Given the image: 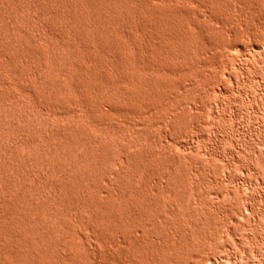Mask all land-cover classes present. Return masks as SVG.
Instances as JSON below:
<instances>
[{
	"label": "rangeland",
	"instance_id": "obj_1",
	"mask_svg": "<svg viewBox=\"0 0 264 264\" xmlns=\"http://www.w3.org/2000/svg\"><path fill=\"white\" fill-rule=\"evenodd\" d=\"M93 1H97L99 2L98 4L101 5L102 3V5H104L103 8L105 7V10L102 8L100 12H102L103 15L104 11L106 13V15H104L107 18L104 17V15L102 17V15L98 13L99 11L97 10H99V8L95 9L91 6L95 9L92 10V8L87 7L88 5L86 6L83 0H0V210L4 205V198H6V196L8 197L9 193L10 195L13 193L18 195L20 192L23 193L24 190L26 191V189L28 193L46 192L49 191L50 187V190H52L53 181L57 183L59 181L60 185L62 183L61 186H63L62 188L64 189L69 187L78 190L79 187L77 184L79 181L82 182L80 183L81 186L79 184L80 189L82 186V188L92 186L93 190H96V187L102 186V188L105 189L111 185L117 188L119 185L117 182H113L115 181L111 178L113 175H108L106 170L116 171L119 165L116 162L114 163L112 159L115 157L118 158V156L120 158L122 156L124 157L127 151L130 155L135 157V164L133 166L136 165V167H129L130 170L127 171L130 173H128V176L126 175L127 173L125 174L131 186L124 177L125 184H128L127 187L134 189L141 188V186L144 187L143 189H147L144 191H146V195L153 201L152 207L156 205L154 209H160L161 211L164 208L166 209V207L168 209L169 207L176 208L179 205V207L183 209H185V206L190 207V209H194L195 207L207 211L210 209L211 215L207 213L208 217L206 215V219L202 216V218H204L201 221L206 220V225L202 222L205 227L199 222L200 226L198 225L199 227H197V230L201 227L206 230H203V232H213L216 231L215 229L217 227L218 229L220 227L221 229H219V231L222 230L224 233L221 234L222 231L220 233L222 238L217 234V238L216 236L212 237L214 238V242L209 244L210 246L205 245L206 248H202L203 251L208 250L207 252L214 256V258L216 257L218 263L221 261L220 264H264V0H204L203 2H201L202 0H165L167 7L165 9L166 4L164 2L163 11L160 9L163 7L160 0H155V2L160 5V8L157 4H154V0H126L130 8L123 3V6L127 8H122V5H120L122 10L117 0ZM57 2L60 3L58 4ZM66 3L72 5L70 7L74 9L71 8L72 10H70V7L68 9ZM129 4L134 5L131 7ZM173 5L177 9L173 7ZM65 6L67 9L63 8ZM42 9L45 11H41ZM152 9L159 10L154 12ZM69 12H71L69 14L70 16L68 15ZM74 13L81 15L78 17ZM47 14L49 16H47ZM108 16H110V18H108ZM164 17H167V23ZM141 18L146 20L144 21ZM78 19H80V21ZM93 22H98L99 28H106L104 30L107 32L101 31V28L99 29L93 26L96 25L93 24ZM101 22L104 23V27H102L103 24ZM91 23L93 24L92 26L90 25ZM63 25H65V27ZM66 28L67 31L65 30ZM50 33L53 34L51 35ZM76 35H80V39ZM58 42H61V44H58ZM84 43L87 44L85 45ZM99 43L101 44L100 46ZM53 44H58L60 47L58 45H55V47ZM73 54H75V56ZM60 55L62 56V60ZM42 59L45 68H40L39 66L40 60ZM110 60H112V62ZM65 61L68 63L67 65ZM61 67H63V73L64 71L66 73H64L63 79L60 81L64 82L65 88L60 89L56 83L59 82L58 79L62 78L60 76L58 78L59 71L62 70ZM47 70L49 72L51 70V72L49 73ZM158 75L160 76L157 77ZM12 77H14V79ZM36 82H39V84L42 82L40 84H43L41 86L42 88ZM47 84L49 86H47ZM129 86L131 88H129ZM43 87L45 89H43ZM127 87L129 89H127ZM26 89H29L28 92H26ZM50 90H52L51 93ZM118 92H120V94ZM14 93L16 96H14ZM13 97L17 98L15 99ZM34 109L37 112H35ZM51 109L60 113L56 116L50 111ZM42 111L46 116L42 114ZM49 111L51 114H48ZM40 112H42V115ZM71 112H76L77 116H75V118L72 117ZM43 116L46 117H44L45 119H47V117L49 118V124H46ZM168 120L171 122L170 124ZM163 121L164 123H162ZM22 135L25 138H22ZM66 136H68L67 140ZM79 136L85 140L81 139V137L79 139ZM50 137L51 139H48ZM73 138L76 140L78 138L77 141L74 140L75 144L81 143V145L76 147L74 145L76 149L80 147V149L77 150L78 152L76 149L71 152L70 145L74 143H72ZM22 139L27 142L22 141ZM117 139H119V141ZM69 140L71 144L68 143L70 142ZM83 141H87V143L84 144L87 145L86 147L83 145ZM63 142L64 145L62 144ZM65 142L68 143V145L65 144ZM52 143L53 145H51ZM88 143L91 144L88 146ZM112 143L115 145L113 146ZM91 145L95 147V149L97 148L96 151L100 147L103 148V150L100 148L101 150L99 149L100 151H98L102 154L98 155L100 158L95 157L94 160H92L93 158H89L90 155L88 160L87 158L82 160L75 157L76 155L74 156L75 153H84V148L90 147L95 150ZM105 145L107 147L106 151H104ZM120 146H124L122 149H125H117ZM162 146L165 149H163ZM41 149L44 152H42ZM54 149L60 154H57L53 159L50 157L51 155L49 153L50 151L54 152ZM117 150L120 151L118 152ZM163 150L165 151V156ZM170 150L171 152L168 153ZM17 154L20 159H16ZM66 154H69V157L68 155L65 156ZM96 158L97 161L100 159L101 166L99 165V169H101L100 167L104 164L102 170L106 169L105 171L97 170L98 165L95 161ZM120 158H118V161ZM54 160L56 163H54ZM71 160H75L74 162L78 163L77 165L80 168L85 166L87 168L84 167L85 171L89 170L88 172L86 171L85 176L81 175L79 171L78 173L80 176L77 175L76 169L69 165ZM102 160L104 161L102 162ZM42 162H44V165L48 163L46 166H49V170L51 168L55 169L50 170V175L53 174L51 177L54 180L51 179L48 174H45L46 176L43 175L44 171L46 172V167H44V171L41 173L43 168V165H41ZM62 164H66L65 166L68 168H65ZM50 165H52V167ZM154 166L156 168H154ZM135 169L136 172L134 171ZM96 170L97 172H102L101 174L99 173L100 176L96 173ZM132 170L134 172H132ZM65 173L66 175H64ZM67 174H72L70 175L72 178L73 175L76 174L78 177L76 178L75 175L74 179H77L78 182L72 179L70 180L72 185L71 183L68 185L69 180L66 178ZM72 181L77 184H73ZM64 184H66L65 187ZM125 184L123 186L127 188ZM113 187L111 189H114ZM23 188L24 190H22ZM143 189L141 188V190ZM2 191L3 193H1ZM25 191L24 193L27 192ZM154 194H157L156 197ZM163 196H165V199ZM167 196H171L173 201ZM2 197L3 200L1 201ZM166 197L170 202H168ZM157 198H159V200ZM154 200L159 205L155 204ZM171 202H174V207L173 204H169ZM161 205H165V207ZM187 209L189 208H186V210ZM223 210L228 213L235 211V213L238 214L237 216L234 214V218L232 220L229 219V222H227V218L224 222L219 220V217H216L220 215L218 212H222ZM2 212L3 209L0 211V222L4 219L2 217ZM192 216L194 217L195 215L187 212V216L181 217L180 219L183 218L186 220L188 219L187 217H189V220H192L197 218L196 216L194 218ZM208 219L212 223L208 222ZM0 224V227L3 226L0 228V264H15V258L19 252L17 250L19 249V243H16L18 241L20 242V238L17 239L19 232L15 233L12 231V224L8 222L5 226L8 224L11 229L7 226L9 229L5 227L7 230H4V225H2V223ZM209 224L211 225L207 228L206 226ZM13 230H16V228ZM172 230L169 231V234L166 231V237L168 238L163 239L166 240V242L164 241L165 243H167L168 240L169 252L167 251V253H169L168 256L171 257V259L175 256V253L171 252L175 249L171 247H174V245L178 247V245L180 246L182 244L185 249L187 245L185 242H183L185 243L184 245L183 243L176 242L179 239L177 240L175 236L172 237V235H170V233L175 231ZM200 232L202 231L200 230ZM227 232L228 234L230 233V236L225 238L226 235H228ZM26 233L30 235L28 231ZM163 235L161 237H164ZM11 237L13 238L11 239ZM173 238L176 240L171 241L170 239ZM106 239L112 241L109 236ZM182 241L183 240H181V242ZM182 246H180L181 248L178 247L179 249L177 248V251L175 250L178 254L180 252L178 250L183 249ZM187 247L191 248V243H189ZM190 248H188V250ZM7 249L9 251L11 250V253H9ZM12 249L18 252L16 251L17 253H15L13 250L14 254ZM97 249V252L94 251V256L97 255L96 259L94 258L95 263L98 259V262L101 263L106 255L110 256L105 258L107 260L109 258L110 263L113 261V258L114 261L118 260V258L115 259L116 257H114L117 256V250L116 253L114 252L115 250L113 251V249L117 248H113L111 251L107 250V252L105 251L106 253H103L104 250L102 252L100 248ZM188 250L186 249V251ZM183 251L186 253L185 250ZM183 251H181L180 254L184 255L185 253L183 254ZM12 253L16 255L15 258ZM161 253L160 257L165 252L163 251V253ZM176 256L175 258L179 257ZM163 258L164 256L162 259ZM156 259H158V257ZM88 261L90 262L91 260L88 259ZM89 262H87V264H89Z\"/></svg>",
	"mask_w": 264,
	"mask_h": 264
},
{
	"label": "bare ground",
	"instance_id": "obj_2",
	"mask_svg": "<svg viewBox=\"0 0 264 264\" xmlns=\"http://www.w3.org/2000/svg\"><path fill=\"white\" fill-rule=\"evenodd\" d=\"M49 1V0H48ZM60 1V0H59ZM64 1V0H63ZM71 1V0H70ZM104 1V0H103ZM118 1V5H119V7H120V9H121V6L120 5H122V8L123 7H125V6H123L124 4L126 5V6H128L127 5V3H126V0H117ZM145 1V0H144ZM161 1V3L163 4L164 2H165V4H166V1L165 0H160ZM176 1V0H175ZM178 1V0H177ZM183 1V0H182ZM186 1V0H185ZM188 1V0H187ZM196 1V0H195ZM204 0H202L201 2H203ZM209 1V0H208ZM46 2V1H45ZM44 2V3H45ZM74 2V1H73ZM83 2L86 4V6L87 7H90V8H92L91 6H93L95 9L97 8H99V10H97V11H99L98 13H100L101 15H102V12H100V10H102V8H103V6L104 5H102V3H101V5L100 4H98L99 2H95V1H93V0H87V1H84L83 0ZM131 2V1H130ZM153 2V1H152ZM154 2H155V0H154ZM172 2V1H171ZM199 2V1H198ZM41 3V2H40ZM43 3V4H44ZM58 3V2H57ZM60 3V2H59ZM58 3V4H59ZM68 3V2H67ZM66 3V4H67ZM124 3V4H123ZM132 3V2H131ZM138 3V2H137ZM146 3V2H145ZM192 3V2H191ZM52 4H54V3H52ZM140 4V3H139ZM142 4V3H141ZM144 4V3H143ZM154 4H157L158 5V3H154ZM194 4V3H193ZM204 4H205V2H204ZM42 5V4H41ZM68 5V4H67ZM80 5V4H79ZM90 5V6H89ZM95 5V6H94ZM130 5V4H129ZM134 5V4H133ZM133 5H130L131 7H133ZM138 5V4H137ZM190 5V4H189ZM45 6V5H44ZM59 6V5H58ZM70 6H72V5H68L67 7H68V9H69V7ZM74 6V5H73ZM82 6V5H81ZM110 6V5H109ZM159 6V8H160V5H158ZM163 7L162 8H160V9H162V11H163V9H164V4L162 5ZM176 6H178V5H176ZM195 6V5H194ZM202 6V5H201ZM39 7V6H38ZM84 7V6H83ZM129 7V6H128ZM154 7V6H153ZM152 7V8H153ZM166 7H167V4H166V6H165V9H166ZM173 7H175L174 5H173ZM60 8V7H59ZM58 8V9H59ZM63 8H66V6L65 7H63ZM72 7H70V10H72V9H74V8H72ZM94 8H92V10L94 9ZM105 8V7H104ZM103 8V10H105ZM125 8H127V7H125ZM130 8V7H129ZM136 8V7H135ZM141 8V7H140ZM147 8V7H146ZM151 8V7H150ZM155 8V7H154ZM176 8V7H175ZM57 9V8H56ZM67 9V8H66ZM78 9H79V7H78ZM94 9V10H95ZM110 9V8H109ZM132 9H134V8H132ZM177 9V8H176ZM202 9V8H201ZM44 9H42L41 11H43ZM53 10V9H52ZM63 10V9H62ZM61 10V11H62ZM70 10H67V11H70ZM122 10V9H121ZM130 10V9H129ZM146 10V9H145ZM154 12L155 11H158L159 9H152ZM173 10V9H172ZM180 10V9H179ZM178 10V11H179ZM198 10V9H197ZM45 11V10H44ZM49 11V10H48ZM47 11V12H48ZM79 11V10H78ZM110 11V10H109ZM130 11H132V10H130ZM139 11V10H138ZM137 11V12H138ZM142 11V10H141ZM151 11V10H150ZM164 11H166V10H164ZM176 11V10H175ZM51 12V11H50ZM63 12V11H62ZM61 12V13H62ZM79 12H81V11H79ZM79 12H76V13H79ZM108 12V11H107ZM161 12V11H160ZM201 12V11H200ZM211 12V11H210ZM213 12V11H212ZM43 13V12H42ZM56 13H57V11H56ZM66 13V12H65ZM71 12H69L68 13V15L70 14ZM89 13V12H88ZM123 13V12H122ZM165 13V12H164ZM173 13V12H172ZM198 13V12H197ZM73 14V13H72ZM75 14V13H74ZM106 15V13L103 11V15ZM110 14V13H109ZM118 14H120V13H118ZM166 14V13H165ZM164 14V15H165ZM178 14V13H177ZM196 14V13H195ZM206 14V13H205ZM42 15V14H41ZM53 15V14H52ZM59 15H60V13H59ZM63 15V14H62ZM65 15V14H64ZM67 15V16H68ZM76 16H78L79 17V15H81V14H75ZM85 15V14H84ZM103 15H102V17H103ZM104 15V17H106ZM113 15V14H112ZM127 15V14H126ZM158 15V14H157ZM160 15V14H159ZM201 15V14H200ZM207 15V14H206ZM211 15H213V14H211ZM47 16H49L48 14H47ZM61 16V15H60ZM70 16V15H69ZM114 16V15H113ZM112 16V17H113ZM166 16V15H165ZM203 16V15H202ZM208 16V15H207ZM214 16V15H213ZM117 17V16H116ZM160 17V16H159ZM57 18V17H56ZM55 18V19H56ZM83 18V17H82ZM107 18V17H106ZM108 18H110V16H108ZM131 18V17H130ZM151 18V17H150ZM153 18V17H152ZM155 18V17H154ZM163 18V17H162ZM169 18V17H168ZM71 19V18H70ZM89 19V18H88ZM115 19H117V18H115ZM141 19H143V18H141ZM140 19V20H141ZM161 19V18H160ZM164 19H165V21H166V19H167V17L165 18L164 17ZM209 19V18H208ZM65 20H66V18H65ZM68 20H69V18H68ZM79 21H80V19H78ZM98 20V19H97ZM100 20V19H99ZM103 20H106V19H103ZM102 20V21H103ZM144 20V19H143ZM146 20V19H145ZM144 20V21H145ZM175 20V19H174ZM205 20V19H204ZM72 21V20H71ZM82 21V20H81ZM162 21H164V20H162ZM164 21V22H165ZM111 22V21H110ZM123 22V21H122ZM141 22V21H140ZM149 22H150V20H149ZM76 23V22H75ZM81 23V22H80ZM102 24H103V26L102 27H104L105 25H104V23L103 22H101ZM100 23V24H101ZM106 23H108V22H106ZM105 23V24H106ZM166 23H167V21H166ZM165 23V24H166ZM171 23V22H170ZM174 23V22H173ZM70 24V23H69ZM72 24V23H71ZM93 24H96V25H93ZM93 24L91 23L90 25L92 26H95L96 28H99V24H98V22L96 23V22H93ZM153 24V23H152ZM176 24V23H175ZM66 25V24H65ZM65 25H63L64 27H65ZM78 25V24H77ZM80 25V24H79ZM161 25V24H160ZM163 25H164V23H163ZM74 26V25H73ZM90 26V27H91ZM149 26H151V25H149ZM154 26V25H153ZM152 26V27H153ZM166 26V25H165ZM68 27V26H67ZM72 27V26H71ZM95 27H93V28H95ZM143 27V26H142ZM158 27V26H157ZM169 27V26H168ZM172 27V26H171ZM177 27V26H176ZM44 28V27H43ZM101 28V27H100ZM99 28V29H100ZM160 28V27H159ZM162 28V27H161ZM69 29V28H68ZM104 29H106V28H104ZM103 28H101V31H105V32H107L106 30H104ZM154 29V28H153ZM178 29V28H177ZM197 29V28H196ZM205 29V28H204ZM44 30H46V29H44ZM62 30V29H61ZM66 31H67V28L65 29ZM72 30V29H71ZM78 30V29H77ZM93 30V29H92ZM96 30V29H95ZM147 30V29H146ZM169 30H170V28H169ZM70 31V30H69ZM68 31V32H69ZM94 31V30H93ZM98 31H100V30H98ZM97 31V32H98ZM109 31V30H108ZM137 31V30H136ZM157 31V30H156ZM160 31V30H159ZM163 31V30H162ZM110 32V31H109ZM145 32V31H144ZM151 32V31H150ZM153 32V31H152ZM40 33V32H39ZM102 33V32H101ZM51 34V33H50ZM53 34V33H52ZM51 34V35H52ZM66 34V33H65ZM82 34V33H81ZM150 34V33H149ZM156 34V33H155ZM154 34V35H155ZM159 34V33H158ZM176 34V33H175ZM180 34V33H179ZM67 35V34H66ZM96 35V34H95ZM76 36H78V35H76ZM80 36V35H79ZM78 36V37H79ZM97 36V35H96ZM125 36H127V35H125ZM142 36H144V35H142ZM170 36V35H169ZM178 36V35H177ZM43 37V36H42ZM68 37V36H67ZM88 37V36H87ZM129 37V36H128ZM128 37H127V39H128ZM34 38V37H33ZM58 38V37H57ZM93 38V37H92ZM160 38V37H159ZM177 38V37H176ZM186 38H187V36H186ZM185 38V39H186ZM35 39V38H34ZM36 39H37V37H36ZM59 39V38H58ZM79 39H80V37H79ZM132 39V38H131ZM150 39H151V37H150ZM28 40H29V38H28ZM41 40V39H40ZM61 40V39H60ZM96 40V39H95ZM125 40V39H124ZM146 40V39H145ZM163 40V39H162ZM175 40V39H174ZM56 41V40H55ZM90 41V40H89ZM140 41V40H139ZM157 41H159V40H157ZM173 41V40H172ZM180 41V40H179ZM178 41V42H179ZM28 42H30V41H28ZM33 42V41H32ZM42 42V41H41ZM57 42V41H56ZM126 42V41H125ZM175 42V41H174ZM177 42V41H176ZM13 43V42H12ZM54 43V42H53ZM79 43V42H78ZM81 43V42H80ZM153 43H154V41H153ZM160 43H162V42H160ZM37 44H38V41H37ZM58 44H61V42L59 43L58 42ZM58 44H55V45H58ZM85 44V43H84ZM87 44V43H86ZM85 44V45H86ZM145 44V43H144ZM177 44V43H176ZM222 44V43H221ZM16 45V44H15ZM29 45V44H28ZM27 45V46H28ZM54 45V44H53ZM54 45V46H55ZM62 45H65V44H62ZM101 44L99 43V46H100ZM154 45V44H153ZM164 45V44H163ZM34 46V45H33ZM38 46V45H37ZM52 46V45H51ZM59 46V45H58ZM66 46V45H65ZM64 46V47H65ZM30 47V46H29ZM56 47V46H55ZM60 47V46H59ZM70 47V46H69ZM85 47V46H84ZM153 47V46H152ZM160 47V46H159ZM169 47H171V46H169ZM220 47V46H219ZM126 48V47H125ZM145 48V47H144ZM156 48V47H155ZM229 48V47H228ZM43 49V48H42ZM55 49V48H54ZM53 49V50H54ZM128 49V48H127ZM152 49V48H151ZM173 49H174V47H173ZM50 50V49H49ZM60 50V49H59ZM169 50V49H168ZM16 51V50H15ZM42 51V50H41ZM108 51V50H107ZM110 51V50H109ZM179 51H180V49H179ZM183 51V50H182ZM195 51V50H194ZM50 52V51H49ZM58 52V51H57ZM56 52V53H57ZM66 52V51H65ZM72 52V51H71ZM79 52H80V50H79ZM99 52V51H98ZM161 52V51H160ZM167 52V51H166ZM190 52V51H189ZM188 52V53H189ZM196 52V51H195ZM20 53V52H19ZM59 53V52H58ZM72 53H74V52H72ZM82 53V52H81ZM101 53V52H100ZM108 53V52H107ZM125 53V52H124ZM149 53V52H148ZM156 53V52H155ZM181 53V52H180ZM18 54V53H17ZM63 54H64V52H63ZM115 54V53H114ZM130 54V53H129ZM173 54V53H172ZM175 54V53H174ZM41 55V54H40ZM55 55V54H54ZM57 55V54H56ZM61 55H62V53H61ZM60 55V56H61ZM74 56H75V54H73ZM96 55V54H95ZM116 55V54H115ZM115 55H114V57H115ZM170 55V54H169ZM197 55V54H196ZM19 56V55H18ZM58 56V55H57ZM57 56H55V57H57ZM59 56V57H60ZM64 56V55H63ZM88 56V55H87ZM122 56V55H121ZM174 56V55H173ZM48 57V56H47ZM46 57V58H47ZM52 57V56H51ZM54 57V58H55ZM167 57V56H166ZM179 57V56H178ZM184 57V56H183ZM27 58V57H26ZM38 58V57H37ZM98 58V57H97ZM124 58V57H123ZM169 58V57H168ZM171 58V57H170ZM87 59V58H86ZM91 59V58H90ZM90 59H89V61H90ZM94 59V58H93ZM132 59V58H131ZM152 59V58H151ZM160 59V58H159ZM21 60V59H20ZM19 60V61H20ZM24 60V59H23ZM26 60V59H25ZM29 60V59H28ZM45 60V59H44ZM47 60V59H46ZM51 60V59H50ZM58 60V59H57ZM61 60H62V56H61ZM68 60V59H67ZM81 60H83V59H81ZM115 60V59H114ZM120 60V59H119ZM162 60V59H161ZM168 60V59H167ZM199 60V59H198ZM27 61V60H26ZM26 61H25V63H26ZM58 61H60V60H58ZM64 61V60H63ZM62 61V62H63ZM70 61V60H69ZM77 61V60H76ZM84 61V60H83ZM111 62H112V60H110ZM163 61V60H162ZM21 62V61H20ZM24 62V61H23ZM22 62V63H23ZM50 62V61H49ZM61 62V63H62ZM66 62V61H65ZM78 62V61H77ZM88 62V61H87ZM116 62V61H115ZM156 62V61H155ZM177 62V61H176ZM191 62V61H190ZM194 62V61H193ZM24 63V64H25ZM44 62H43V59L42 60H40V68H45V65L43 64ZM64 63V62H63ZM118 63V62H117ZM121 63H123V62H121ZM134 63V62H133ZM146 63V62H145ZM68 63L66 62V65H67ZM71 64V63H70ZM78 64V63H77ZM91 64V63H90ZM112 64V63H111ZM110 64V65H111ZM152 64V63H151ZM150 64V65H151ZM47 65V64H46ZM65 65V64H64ZM76 65V64H75ZM74 65V66H75ZM87 65V64H86ZM85 65V66H86ZM119 65V64H118ZM124 65V64H123ZM146 65V64H145ZM38 66V67H39ZM89 66V65H88ZM154 66H156V65H154ZM171 66V65H170ZM180 66H182V65H180ZM195 66V65H194ZM28 67V66H27ZM56 67H57V65H56ZM67 67H69V66H67ZM66 67V68H67ZM158 67V66H157ZM168 67V66H167ZM174 67V66H173ZM31 68V67H30ZM37 68V67H36ZM53 68V67H52ZM63 67H61V69H62ZM119 68V67H118ZM122 68V67H121ZM150 68V67H149ZM156 68V67H155ZM180 68V67H179ZM32 69V68H31ZM38 69V68H37ZM50 69V68H49ZM48 69V70H49ZM60 69V68H59ZM65 69V68H64ZM110 69V68H109ZM112 69V68H111ZM120 69V68H119ZM39 70H41V69H39ZM47 70V71H48ZM106 70V69H105ZM148 70V69H147ZM156 70V69H155ZM160 70V69H159ZM10 71V70H9ZM33 71V70H32ZM58 71V70H57ZM76 71V70H75ZM79 71V70H78ZM85 71V70H84ZM113 71V70H112ZM154 71V70H153ZM18 72V71H17ZM49 72V71H48ZM50 72H51V70H50ZM49 72V73H50ZM122 72H123V70H122ZM122 72H121V74H122ZM147 72V71H146ZM154 72H156V71H154ZM171 72V71H170ZM176 72V71H175ZM34 73V72H33ZM36 73V72H35ZM64 73H66L65 71H64ZM64 73H63V69L61 70V71H59V74H58V72H57V74H58V78H59V76L60 77H62L61 79H58L59 80V82H57L56 84H58L57 86L58 87H60V89L61 88H65V85L63 84L64 82H60L62 79H63V75H64ZM81 73V72H80ZM86 73V72H85ZM128 73V72H127ZM149 73V72H148ZM161 73V72H160ZM166 73H168V72H166ZM56 74V73H55ZM56 74V75H57ZM70 74V73H69ZM68 74V75H69ZM82 74H84V73H82ZM119 74V73H118ZM136 74V73H135ZM146 74V73H145ZM173 74V73H172ZM181 74V73H180ZM30 75H32V74H30ZM149 75V74H148ZM51 76H52V74H51ZM50 76V77H51ZM110 76V75H109ZM123 76V75H122ZM160 75H158L157 77H159ZM172 76H174V75H172ZM33 77H34V75H33ZM46 77V76H45ZM55 77H57V76H55ZM76 77V76H75ZM93 77V76H92ZM106 77V76H105ZM112 77H114V76H112ZM129 77V76H128ZM134 77V76H133ZM163 77V76H162ZM170 77V76H169ZM13 79H14V77H12ZM31 78V77H30ZM132 78V77H131ZM153 78V77H152ZM188 78V77H187ZM17 79H18V77H17ZM36 79V78H35ZM35 79H33V80H35ZM41 79V78H40ZM39 79V80H40ZM151 79V78H150ZM174 79H175V77H174ZM32 80V81H33ZM36 80H38V79H36ZM35 80V81H36ZM57 80V81H58ZM66 80V79H65ZM74 80H75V78H74ZM90 80V79H89ZM128 80V79H127ZM127 80H126V82H127ZM181 80V79H180ZM18 81V80H17ZM45 81V80H44ZM44 81H42V82H44ZM67 81V80H66ZM73 81V80H72ZM78 81V80H77ZM140 81V80H139ZM138 81V82H139ZM3 82V81H2ZM41 82V83H42ZM52 82V81H51ZM56 82V81H55ZM82 82V81H81ZM107 82V81H106ZM136 82V81H135ZM160 82V81H159ZM4 83V82H3ZM6 83V82H5ZM36 83H38L39 84V82H36ZM40 83V84H41ZM68 83V82H67ZM77 83V82H76ZM88 83V82H87ZM125 83V82H124ZM162 83V82H161ZM179 83V82H178ZM12 84V83H11ZM39 84V85H40ZM73 84H75V83H73ZM78 84V83H77ZM92 84V83H91ZM90 84V85H91ZM102 84V83H101ZM104 84V83H103ZM119 84V83H118ZM117 84V85H118ZM163 84V83H162ZM167 84V83H166ZM17 85V84H16ZM34 85V84H33ZM43 85V84H42ZM42 85H40V87L42 86ZM46 85V84H45ZM130 85V84H129ZM168 85V84H167ZM172 85V84H171ZM18 86V85H17ZM47 86H49L48 84H47ZM64 86V87H63ZM77 86V85H76ZM88 86V85H87ZM134 86V85H133ZM143 86V85H142ZM156 86V85H155ZM54 87V86H53ZM111 87V86H110ZM120 87V86H119ZM118 87V88H119ZM170 87V86H169ZM11 88V87H10ZM24 88V87H23ZM37 88V87H36ZM42 88V87H41ZM40 88V89H41ZM47 88V87H46ZM49 88V87H48ZM129 88H131L130 86H129ZM128 87H127V89H129ZM162 88V87H161ZM12 89H13V87H12ZM43 89H45L44 87H43ZM69 89V88H68ZM73 89V88H72ZM117 89V88H116ZM122 89V88H121ZM126 89V90H127ZM139 89H140V87H139ZM142 89V88H141ZM171 89V88H170ZM181 89V88H180ZM22 90H24V89H22ZM27 90V89H26ZM29 90V89H28ZM28 90L26 91V92H28ZM48 90V89H47ZM63 90V89H62ZM90 90V89H89ZM124 90V89H123ZM145 90V89H144ZM164 90V89H163ZM12 91V90H11ZM51 91L52 90H50V93H51ZM65 91V90H64ZM69 91V90H68ZM82 91V90H81ZM119 91H120V89H119ZM179 91V90H178ZM15 92V91H14ZM67 92V91H66ZM113 92V91H112ZM122 92H124V91H122ZM121 92V93H122ZM155 92V91H154ZM159 92V91H158ZM162 92V91H161ZM176 92V91H175ZM48 93V92H47ZM64 93V92H63ZM68 93V92H67ZM79 93V92H78ZM82 93V92H81ZM114 93V92H113ZM117 93V92H116ZM119 94H120V92H118ZM127 93V92H126ZM132 93H134V92H132ZM15 94V93H14ZM85 94V93H84ZM111 94V93H110ZM12 95V94H11ZM18 95V94H17ZM67 95V94H66ZM78 95V94H77ZM80 95V94H79ZM109 95V94H108ZM141 95V94H140ZM168 95V94H167ZM170 95V94H169ZM176 95V94H175ZM174 95V96H175ZM14 96H16V94L14 95ZM111 96V95H110ZM118 96V95H117ZM127 96V95H126ZM129 96V95H128ZM145 96V95H144ZM149 96V95H148ZM161 96V95H160ZM68 97V96H67ZM70 97V96H69ZM72 97V96H71ZM130 97V96H129ZM13 98H15V97H13ZM17 98V97H16ZM15 98V99H16ZM140 98V97H139ZM142 98V97H141ZM160 98V97H159ZM14 99V100H15ZM19 99V98H18ZM117 99V98H116ZM115 99V100H116ZM122 99V98H121ZM132 99V98H131ZM155 99V98H154ZM114 100V101H115ZM118 100V99H117ZM125 100V99H124ZM148 100V99H147ZM176 100V99H175ZM3 101V100H2ZM97 101H99V100H97ZM123 101V100H122ZM145 101V100H144ZM4 102V101H3ZM105 102V101H104ZM2 103V102H1ZM10 103V102H9ZM18 103V102H17ZM67 103V102H66ZM86 103H87V101H86ZM97 103V102H96ZM99 103V102H98ZM110 103V102H109ZM114 103V102H113ZM130 103V102H129ZM150 103V102H149ZM172 103V102H171ZM1 105V104H0ZM20 105V104H19ZM81 105V104H80ZM123 105V104H122ZM138 105V104H137ZM178 105V104H177ZM56 106V105H55ZM61 106V105H60ZM67 106V105H66ZM71 106V105H70ZM86 106V105H85ZM7 107V106H6ZM5 107V108H6ZM51 107V106H50ZM49 107V108H50ZM54 107V106H53ZM98 107V106H97ZM138 107H139V105H138ZM157 107V106H156ZM160 107V106H159ZM171 107V106H170ZM173 107V106H172ZM9 108V107H8ZM72 108V107H71ZM75 108V107H74ZM79 108V107H78ZM81 108V107H80ZM87 108V107H86ZM86 108H85V110H86ZM104 108V107H103ZM111 108V107H110ZM140 108V107H139ZM138 108V109H139ZM142 108V107H141ZM179 108V107H178ZM178 108H177V110H178ZM10 109V108H9ZM32 109V108H31ZM55 109V108H54ZM54 109H51L50 111L51 112H53V114L54 115H56L57 116V114L58 113H60V112H58V111H56V110H54ZM59 109V108H58ZM88 109V108H87ZM97 109H99V108H97ZM122 109V108H121ZM130 109V108H129ZM134 109V108H133ZM136 109V108H135ZM137 109V110H138ZM189 109V108H188ZM13 110V109H12ZM33 110V109H32ZM38 110V109H37ZM45 110V109H44ZM80 110V109H79ZM89 110H92V109H89ZM108 110V109H107ZM184 110V109H183ZM34 111H35V109H34ZM41 111V110H40ZM47 111H48V108H47ZM50 111L48 112V114L50 113ZM71 111V110H70ZM73 111V110H72ZM74 111H76V110H74ZM84 111V110H83ZM99 111V110H98ZM103 111H104V109H103ZM120 111V110H119ZM155 111V110H154ZM13 112V111H12ZM35 112H37V111H35ZM43 112V111H42ZM42 112H40V114L42 113ZM96 112V111H95ZM106 112V111H105ZM140 112V111H139ZM139 112H138V114H139ZM142 112V111H141ZM145 112H146V110H145ZM180 112V111H179ZM184 112V111H183ZM1 113V112H0ZM39 113V112H38ZM85 113V112H84ZM101 113V112H100ZM126 113V112H125ZM137 113V112H136ZM143 113V112H142ZM7 114H8V112H7ZM42 114H44V112L42 113ZM41 114V115H42ZM51 114V113H50ZM78 114V113H77ZM89 114V113H88ZM102 114V113H101ZM118 114V113H117ZM130 114V113H129ZM4 115V114H3ZM25 115V114H24ZM34 115V114H33ZM45 116H46V114H44ZM60 115V114H59ZM61 115H63V114H61ZM66 115V114H65ZM70 115V114H69ZM71 115H72V117H74L75 118V116H77L76 115V112H71ZM82 115V114H81ZM126 115V114H125ZM177 115V114H176ZM8 116V115H7ZM19 116V115H18ZM38 116H39V114H38ZM45 116H43V118L45 117ZM49 116V115H48ZM135 116V115H134ZM71 117V118H72ZM85 117V116H84ZM101 117V116H100ZM129 117V116H128ZM142 117V116H141ZM144 117V116H143ZM167 117V116H166ZM176 117V116H175ZM175 117H174V119H175ZM11 118H13V117H11ZM33 118V117H32ZM41 118H42V116H41ZM46 118V117H45ZM44 118V119H45ZM61 118V117H60ZM69 118V117H68ZM76 118H78V117H76ZM116 118V117H115ZM169 118V117H168ZM167 118V119H168ZM17 119V118H16ZM88 119V118H87ZM120 119V118H119ZM3 120V119H2ZM8 120V119H7ZM43 120V119H42ZM65 120V119H64ZM77 120V119H76ZM85 120V119H84ZM118 120V119H117ZM142 120V119H141ZM173 120V119H172ZM10 121V120H9ZM32 121V120H31ZM63 121V120H62ZM86 121V120H85ZM112 121V120H111ZM122 121V120H121ZM165 121V120H164ZM164 121L162 122V123H164ZM5 122V121H4ZM45 122H46V124H49V118L47 117V119H45ZM69 122V121H68ZM81 122V121H80ZM84 122V121H83ZM82 122V123H83ZM88 122H90V121H88ZM146 122V121H145ZM168 122H169V120H168ZM168 122H166V123H168ZM70 123V122H69ZM117 123V122H116ZM134 123V122H133ZM171 122H169V124H170ZM174 123V122H173ZM60 124V123H59ZM74 124V123H73ZM86 124V123H85ZM97 124V123H96ZM122 124V123H121ZM137 124H138V122H137ZM176 124V123H175ZM10 125V124H9ZM56 125V124H55ZM89 125V124H88ZM120 125V124H119ZM168 125V124H167ZM166 125V126H167ZM17 126V125H16ZM64 126V125H63ZM121 126V125H120ZM135 126V125H134ZM178 126V125H177ZM0 127H1V125H0ZM8 127V126H7ZM13 127V126H12ZM68 127V126H67ZM66 127V128H67ZM94 127V126H93ZM128 127V126H127ZM16 128V127H15ZM56 128V127H55ZM63 128H65V127H63ZM82 128V127H81ZM85 128V127H84ZM87 128V127H86ZM130 128V127H129ZM135 128V127H134ZM8 129V128H7ZM11 129V128H10ZM13 129V128H12ZM17 129V128H16ZM53 129V128H52ZM111 129H112V127H111ZM116 129V128H115ZM126 129V128H125ZM128 129V128H127ZM168 129V128H167ZM1 130V129H0ZM14 130V129H13ZM87 130V129H86ZM93 130V129H92ZM113 130V129H112ZM117 130V129H116ZM115 130V131H116ZM123 130V129H122ZM176 130V129H175ZM174 130V131H175ZM40 131V130H39ZM47 131V130H46ZM45 131V132H46ZM88 131H89V129H88ZM91 131V130H90ZM114 131V132H115ZM125 131V130H124ZM144 131V130H143ZM146 131V130H145ZM164 131V130H163ZM17 132V131H16ZM19 132V131H18ZM24 132V131H23ZM43 132V131H42ZM51 132H53V131H51ZM70 132V131H69ZM74 132V131H73ZM82 132V131H81ZM128 132V131H127ZM12 133V132H11ZM13 133H14V131H13ZM20 133H21V131H20ZM19 133V134H20ZM49 133V132H48ZM78 133V132H77ZM100 133V132H99ZM102 133V132H101ZM118 133V132H117ZM123 133V132H122ZM16 134V133H15ZM22 134V133H21ZM41 134V133H40ZM50 134V133H49ZM48 134V135H49ZM54 134V133H53ZM59 134V133H58ZM79 134V133H78ZM90 134V133H89ZM96 134H98V133H96ZM95 134V135H96ZM124 134H125V132H124ZM123 134V135H124ZM130 134V133H129ZM161 134V133H160ZM167 134V133H166ZM66 135V134H65ZM64 135V136H65ZM76 135V134H75ZM80 135V134H79ZM99 135V134H98ZM2 136V135H1ZM23 136V135H22ZM28 136V135H27ZM55 136V135H54ZM63 136V137H64ZM70 136V135H69ZM73 136V135H72ZM104 136V135H103ZM141 136V135H140ZM169 136V135H168ZM171 136V135H170ZM46 137V136H45ZM49 137V136H48ZM52 137V136H51ZM51 137L50 138H48V139H51ZM67 138H66V140L68 139V136H66ZM71 137V136H70ZM77 137V136H76ZM80 137L81 136H79V139H80ZM112 137V136H111ZM139 137V136H138ZM160 137V136H159ZM165 137V136H164ZM22 138H25L24 136L22 137ZM28 138V137H27ZM47 138V137H46ZM53 138V137H52ZM72 138V137H71ZM114 138V137H113ZM122 138V137H121ZM126 138V137H125ZM130 138V137H129ZM135 138V137H134ZM162 138V137H161ZM173 138V137H172ZM171 138V139H172ZM1 139V138H0ZM20 139V138H19ZM32 139V138H31ZM57 139V138H56ZM81 139H83L82 137H81ZM102 139V138H101ZM128 139V138H127ZM126 139V140H127ZM160 139V138H159ZM3 140V139H2ZM61 140V139H60ZM74 140H76L75 138H73V141H72V143L74 142ZM77 140H78V138H77ZM76 140V141H77ZM83 140H85V139H83ZM90 140V139H89ZM104 140V139H103ZM113 140V139H112ZM118 141H119V139H117ZM116 140V141H117ZM169 140V139H168ZM20 141V140H19ZM22 141H24L23 139H22ZM22 141H20V142H22ZM35 141V140H34ZM33 141V142H34ZM47 141V140H46ZM52 141H54V140H52ZM70 141V140H69ZM79 141H81V140H79ZM88 141V140H87ZM87 141H83L84 143H83V145L85 144V143H87ZM94 141V140H93ZM93 141H92V143H93ZM100 141V140H99ZM115 141V142H116ZM123 141V140H122ZM128 141V140H127ZM171 141V140H170ZM7 142V141H6ZM16 142H18V141H16ZM24 142H27V141H24ZM30 142V141H29ZM67 142V141H66ZM65 142V144H67L68 145V143H70L71 144V141L70 142H68V143H66ZM88 142H90V141H88ZM112 142H114V141H112ZM32 143V142H31ZM58 143V142H57ZM100 143V142H99ZM102 143V142H101ZM119 143V142H118ZM125 143V142H124ZM129 143V142H128ZM135 143V142H134ZM14 144V143H13ZM17 144V143H16ZM21 144H23V143H21ZM36 144V143H35ZM41 144V143H40ZM60 144H61V142H60ZM63 145H64V142L62 143ZM91 143H88V146L90 145ZM95 144H97V143H95ZM94 144V145H95ZM113 144V146L115 145L114 143H112ZM123 144V143H122ZM141 144V143H140ZM139 144V145H140ZM160 144V143H159ZM11 145V144H10ZM27 145V144H26ZM29 145V144H28ZM45 145V144H44ZM50 145V144H49ZM51 145H53V143L51 144ZM74 145H75V147L76 146H78V145H81V143L80 144H75V142L73 143V144H71L70 146H71V152L72 151H75V149L76 148H74ZM83 145H82V147H83ZM103 145V144H102ZM102 145H100V146H102ZM108 145V144H107ZM118 145V144H117ZM124 145V144H123ZM172 145V144H171ZM17 146V145H16ZM43 146V145H42ZM58 146H60V145H58ZM85 147L87 146V145H84ZM92 146V145H91ZM164 146V145H163ZM162 146V147H163ZM165 146H166V144H165ZM174 146V145H173ZM172 146V147H173ZM176 146V145H175ZM51 147V146H50ZM55 147V146H54ZM82 147H81V150H82ZM93 147V146H92ZM103 147V146H102ZM122 147H124V146H122ZM122 147L120 146L119 148H117V149H122ZM128 147V146H127ZM170 147V146H169ZM42 148V147H41ZM78 148V147H77ZM94 149H95V147H93ZM101 148V147H100ZM99 148V149H100ZM106 145H105V148H104V151H106ZM134 148V147H133ZM39 149H40V147H39ZM38 149V150H39ZM80 149V147L78 148V149H76V151L77 150H79ZM97 149V148H96ZM96 149L95 150H93V149H91L90 147L89 148H84V150H85V152L84 151H82V152H84V153H75V152H73V153H75L74 154V156L75 157H78V159L80 158V159H86L87 158V160H88V157L89 158H93L92 160H94V158L95 157H98V155H102L101 153H99L98 151H100L101 149L103 150V148H101L100 150L98 149L97 151H96ZM109 149V148H108ZM125 149V148H124ZM124 149H122V150H124ZM132 149V148H131ZM163 149H165L164 147H163ZM170 149V148H169ZM3 150H4V148H3ZM42 150V149H41ZM40 150V151H41ZM45 150V149H44ZM49 150V149H48ZM56 150H58V149H56ZM110 150V149H109ZM130 150V149H129ZM116 151V150H115ZM118 151V150H117ZM120 151V150H119ZM118 151V152H119ZM126 151V150H125ZM142 151V150H141ZM164 151V150H163ZM6 152H8V151H6ZM42 152H44L43 150H42ZM46 152H47V150H46ZM78 152V151H77ZM81 152V151H80ZM124 152V151H123ZM169 152H171V150L170 151H168V153ZM10 153V152H9ZM103 153V152H102ZM106 153V152H105ZM104 153V154H105ZM117 153V152H116ZM121 153V152H120ZM128 153V154H127ZM133 153H134V151H133ZM168 153H167V155H168ZM11 154H12V152H11ZM10 154V155H11ZM40 154V153H39ZM42 154V153H41ZM48 154V153H47ZM51 156V158H53L54 159V157L57 155V154H60V153H57V151H55V149H54V152H52V151H50V153H49ZM132 154V153H131ZM158 154V153H157ZM171 154H173V153H171ZM4 155V154H3ZM9 155V156H10ZM36 155V154H35ZM46 155V154H45ZM68 155V157H69V154H66L65 156H67ZM71 155V154H70ZM119 155V154H118ZM122 155H123V153H122ZM140 155H141V153H140ZM48 156V155H47ZM106 156V155H105ZM104 156V157H105ZM142 156V155H141ZM153 156V155H152ZM164 156H165V151H164ZM3 157V156H2ZM14 157V156H13ZM30 157V156H29ZM39 157H40V155H39ZM102 157V156H101ZM107 157V156H106ZM112 157H113V153H112ZM150 157V156H149ZM163 157V156H162ZM173 157V156H172ZM177 157V156H176ZM10 158V157H9ZM8 158V159H9ZM18 158V154H17V157H16V159ZM25 158V157H24ZM38 158V157H37ZM49 158V157H48ZM66 158V157H65ZM72 158V157H71ZM74 158V157H73ZM98 158H100V156L98 157ZM109 158V157H108ZM118 158H120L119 156H118ZM118 158H114V159H112V161H114V163L116 162L119 166V168L118 169H116V171L114 170V171H111V170H106V169H103L104 171L106 170L107 172V174L108 175H110V176H112L113 175V177H111V178H113L115 181H113V182H117V184L119 185V187L117 186V188H114L112 185V187L114 188V189H111L109 186H108V188H102V186L100 187H96V190H93L92 189V186H88L87 188H82L81 187V189H80V186H81V184L80 183H82V182H80L79 181V183L77 184V183H74L73 181V184H77L78 185V190H74V189H71V188H69V187H66L65 189L64 188H62L63 186H61L62 185V183H61V185L59 184V181H58V183L57 182H55V181H53L54 179L51 177L52 175H50V173H51V169L49 170V166H46V165H48V163L46 164V165H44V162H42V164L41 165H43V168H42V172L41 173H43V171H44V167H46V172L44 171V173H43V175L44 176H46L45 174H48L49 175V177H51V179H53L52 181V184H53V188H52V190H50L51 189V187H50V189H49V191H46V192H33V193H28V190L26 189V191L24 190V188L22 189V190H24L26 193H24V191H23V193H21L20 192V194H18V195H16V194H12V195H10V193H9V196L7 197L6 196V198H4V202H3V207H1L2 209H3V212H2V217L4 218L3 219V221L2 222H0V223H2V225H4V230H7V229H9L10 227H9V225L7 224L6 226H5V224L8 222V223H10V224H12L11 225V227L14 229V228H16V230H13V229H11L12 231H14L15 233L16 232H19V236H18V238L17 239H19L20 238V242L18 241V242H16V243H19V249H17L16 251L18 252V254H17V256L16 255H14L15 253H17L14 249H12V252L14 253V251H15V253L13 254V257L15 258V256H16V258H15V264H87V262H89L88 261V259H90L91 261L89 262V264H96V263H100V262H98V260H97V262L95 263V259H96V252H97V248H100L101 249V251L103 252V250H104V252L103 253H106L107 252V250H110L111 251V249H113V248H117V249H113V251L116 253V250H117V256H114V257H116L115 259H117L118 258V260H116V261H114V258H113V261H111V263H110V260H109V258H108V260H109V262H108V260L107 259H105L107 256H109V255H106V257H104V259H102L101 261V263L102 264H220V262L221 261H219V263L217 262V259H216V257L214 258V256H212L209 252H207V251H205V253H204V251H203V249L204 248H206L205 247V245H208V246H210L209 244H211L212 242H214L213 241V239L214 238H212V237H215L216 236V234L219 236H221V234H223L224 232L222 231V230H220L219 231V229H221L220 227H219V229H218V227L215 229L216 231H213V232H203V230L204 229H202L201 227H200V229L199 230H197L198 228L197 227H199L200 226V223L199 222H204V224L206 225V223H205V221L206 220H204V221H201V220H203V218L207 215V217H208V214H210L211 212L208 210H204V209H199V207H195L194 209H190V207H186L185 206V209H183V208H181V207H179L178 205H176V206H178V207H174V205L175 204H173L172 202L171 203H169V204H173V207L174 208H172V207H169V209L166 207V209L164 208L163 210H161L160 211V209L158 210V209H154V207L156 206H154V207H152L153 205H152V200L149 198V196H147L146 195V191H144V190H147V189H143L144 187L143 186H141V185H139V186H141V188L143 189V190H141V188H136V189H134V188H130V187H127V185L128 184H125V179H124V177L126 178V181H127V176H128V173H130V172H128L127 170H130V168L129 167H131V166H133L134 164H135V157L133 156V155H130L129 154V152H127L126 151V154H125V156L123 157H121L120 159H119V161H118ZM3 159V158H2ZM14 159H15V157H14ZM18 159H20V157L18 158ZM43 159V158H42ZM41 159V160H42ZM56 159V158H55ZM68 159H70V158H68ZM76 159V158H75ZM101 159H104V158H101ZM154 159V158H153ZM173 159V158H172ZM29 160V159H28ZM27 160V161H28ZM47 160V159H46ZM48 160H50V159H48ZM81 160V161H82ZM142 160V159H141ZM146 160V159H145ZM9 161V160H8ZM19 161V160H18ZM31 161H33V160H31ZM40 161V160H39ZM75 161V160H74ZM74 161H70V163H69V165L72 167V168H75L76 169V172H77V175H79L80 176V174L81 175H84L85 176V173H86V171L88 172L89 170H86L85 171V168L83 169V168H80L77 164L78 163H75ZM80 161V162H81ZM96 164L98 165V169L97 170H99V171H103L102 170V167H103V165L104 164H102V167H100L101 169H99V165H100V159L97 161V158H96ZM95 161H94V164H95ZM104 160H102V162H103ZM109 161H110V159H109ZM41 162V161H40ZM47 162V161H46ZM45 162V163H46ZM52 162V161H51ZM79 162V163H80ZM93 162V161H92ZM111 162V161H110ZM54 163H56L55 162V160H54ZM144 163V162H143ZM5 164V163H4ZM59 164V163H58ZM87 164V163H86ZM92 164V163H91ZM90 164V165H91ZM9 165V164H8ZM40 165V166H41ZM57 165V164H56ZM56 165H54V166H56ZM62 165H64V164H62ZM66 165V164H65ZM64 165V167L66 168L67 166H65ZM82 165V164H81ZM138 165H140V164H138ZM51 167H52V165H50ZM101 166V165H100ZM116 166V165H115ZM42 167V166H41ZM96 167V166H95ZM133 167H136V165L135 166H133ZM132 167V168H133ZM142 167V166H141ZM160 167V166H159ZM40 168V167H39ZM38 168V169H39ZM48 168V169H47ZM68 168V167H67ZM78 168H79V170H78ZM128 168V169H127ZM145 168V167H144ZM154 168H156L155 166H154ZM172 168V167H171ZM64 169V168H63ZM87 169V168H86ZM92 169V168H91ZM140 169V168H139ZM170 169V168H169ZM52 170H55V169H52ZM65 170V169H64ZM67 170V169H66ZM73 170V169H72ZM97 170H96V173H102V172H97ZM39 171H41V170H39ZM78 171H79V173H78ZM135 172H136V169L134 170ZM133 170H132V172H134ZM178 171V170H177ZM28 172V171H27ZM53 172V171H52ZM57 172V171H56ZM74 172H75V170H74ZM75 172V173H76ZM91 172V171H90ZM93 172V171H92ZM138 172V171H137ZM140 172V171H139ZM161 172V171H160ZM166 172H168V171H166ZM175 172V171H174ZM179 172V171H178ZM54 173V172H53ZM94 173H95V171H94ZM110 173V174H109ZM127 173V174H126ZM154 173V172H153ZM156 173V172H155ZM74 174V173H73ZM90 174V173H89ZM100 174H99V176H100ZM112 174V175H111ZM125 174L127 175V176H125ZM134 174V173H133ZM165 174V173H164ZM178 174V173H177ZM42 175V174H41ZM42 175V176H43ZM47 175V176H48ZM64 175H66V173L64 174ZM70 175H72V174H67V176H66V178L69 180L68 182H69V184L68 185H70V180H76L75 182H78L77 181V179H74V177H75V175H73V178L70 176ZM76 175V178L78 177ZM97 175V174H96ZM107 175V176H108ZM141 175V174H140ZM146 175V174H145ZM155 175V174H154ZM172 175H173V173H172ZM180 175V174H179ZM63 176V175H62ZM84 176H81V177H84ZM131 176H133V175H131ZM139 176V175H138ZM157 176V175H156ZM163 176V175H162ZM40 177V176H39ZM56 177H58V176H56ZM172 177V176H171ZM63 178H65V177H63ZM100 178V177H99ZM131 178H133V177H131ZM157 178V177H156ZM168 178V177H167ZM170 178V177H169ZM174 178V177H173ZM18 179V178H17ZM48 179V178H47ZM82 179V178H81ZM101 179V178H100ZM110 179V178H109ZM160 179V178H159ZM158 179V180H159ZM50 180V179H49ZM59 180V179H58ZM79 180V179H78ZM86 180V179H85ZM106 180V179H105ZM164 180V179H163ZM48 181V180H47ZM51 181V180H50ZM62 181H64V180H62ZM95 181V180H94ZM99 181V180H98ZM108 181V180H107ZM133 181V180H132ZM166 181H168V180H166ZM85 182V181H84ZM102 182V181H101ZM127 182H129V181H127ZM164 182V181H163ZM171 182H172V180H171ZM15 183V182H14ZM64 183V182H63ZM92 183V182H91ZM95 183H96V181H95ZM130 183V182H129ZM138 183V182H137ZM158 183V182H157ZM176 183V182H175ZM178 183V182H177ZM19 184V183H18ZM39 184V183H38ZM41 184V183H40ZM48 184V183H47ZM67 184V183H66ZM66 184H64V187L66 186ZM79 184H80V186H79ZM88 184V183H87ZM110 184V183H109ZM126 185V187L127 188H129V189H127V188H125L123 185ZM159 184V183H158ZM23 185V184H22ZM71 185H72V183H71ZM91 185V184H90ZM25 186V185H24ZM42 186V185H41ZM48 186V185H47ZM47 186H46V188H47ZM94 186H96V185H94ZM107 186V185H106ZM130 186H131V183H130ZM138 186V187H139ZM167 186V185H166ZM168 186H170V185H168ZM16 187V186H15ZM45 187V186H44ZM133 187V186H132ZM135 187V186H134ZM178 187V186H177ZM7 188V187H6ZM30 188V187H29ZM49 188V187H48ZM163 188V187H162ZM19 189V188H18ZM21 189V188H20ZM41 189V188H40ZM69 189H71V190H69ZM80 189V190H79ZM164 189V188H163ZM7 190V189H6ZM30 191V190H29ZM32 191V190H31ZM34 191V190H33ZM37 191V190H36ZM153 191V190H152ZM151 192V191H150ZM165 192V191H164ZM175 192V191H174ZM173 192V193H174ZM1 193H3V191L1 192ZM153 193V192H152ZM155 193V192H154ZM160 193H162V192H160ZM175 194V193H174ZM6 195H7V193H6ZM150 195V194H149ZM155 195V194H154ZM157 195V194H156ZM156 195H155V197H156ZM181 195V194H180ZM4 196V195H3ZM152 196V195H151ZM175 196V195H174ZM0 197H1V195H0ZM165 196H163V198H164ZM167 197H169V198H171V196H167ZM166 197V198H167ZM177 197V196H176ZM152 198V197H151ZM162 198V197H161ZM158 200H159V198H157ZM165 199V198H164ZM3 200V197H2V199H1V201ZM162 200V199H161ZM160 200V201H161ZM167 200H168V198H167ZM175 200V199H174ZM155 201V200H154ZM171 201H173L172 200V198H171ZM166 202V201H165ZM168 202H170V200H168ZM168 202H166V203H168ZM155 204H157L156 203V201H155ZM178 204V203H177ZM157 205H159V204H157ZM1 206V205H0ZM161 206H163V205H161ZM172 206V205H171ZM163 207H165V205L163 206ZM157 208V207H156ZM159 208V207H158ZM161 208V207H160ZM186 208H189V209H187L186 210ZM1 209V210H2ZM0 210V211H1ZM190 210V211H189ZM239 210V209H238ZM238 210H237V212H238ZM216 211V210H215ZM187 212H189V213H193V215H195L197 218H194L193 216V218L194 219H192V218H190V219H192V220H189V217H187L188 219H180L181 217H185V216H187ZM240 212V211H239ZM208 213V214H207ZM214 213H216V212H214ZM218 214H220L219 216H216V217H219V220H221V221H226V218H227V222H229V219H233L234 218V214H235V216H237V214L238 213H235V211H233V212H231V213H228V212H225L224 210L222 211V212H218ZM190 215V214H189ZM211 215V214H210ZM202 216H204L203 218H202ZM0 217H1V215H0ZM207 217H205V219L207 218ZM212 217V216H211ZM212 219V218H211ZM218 219V218H217ZM209 220V219H208ZM6 222V223H5ZM208 222H210V223H212L210 220L208 221ZM3 223H5V224H3ZM1 225V224H0ZM199 225V226H198ZM202 226H204L203 225V223L201 224ZM211 224H209L208 226H206L207 228L210 226ZM9 228H8V227ZM176 226V227H175ZM237 226V225H236ZM1 227H3V226H1ZM0 227V228H1ZM5 227L7 228V229H5ZM173 227H175V228H173ZM205 227V226H204ZM203 227V228H204ZM238 228V227H237ZM175 230V231H173V230ZM3 230V229H2ZM170 230H172L171 232L172 233H170V235H172V237L173 236H175V238L178 240V241H176V242H179V243H183V242H185L187 245H186V248L184 249L183 248V246H182V244L180 245V246H182V248L183 249H181V250H178V251H183V250H185L186 251V249L188 250V248H190V247H187L188 245H189V243H191V248L188 250V251H186V253L183 251L182 253L184 254V255H182V254H180V252H179V254H178V252H176L177 251V248L179 247V248H181L179 245H178V247L176 246V245H174V247H171L172 249L174 248L175 250H173V251H171V249H170V251L172 252V253H175V256L176 257H180V255H181V257H180V259H179V257L178 258H175V256L173 257V258H175V259H171V257H169L168 256V254L169 253H167V251L169 252V243H168V240H167V243H165L166 242V240H163V239H166V238H168V237H166V231H167V233L169 234V231ZM200 230L202 231V232H200ZM28 231V233L30 234V235H27V232ZM204 231H206V230H204ZM221 231H222V233H221ZM239 231H240V229H239ZM226 232V231H225ZM229 232V231H228ZM228 232H227V234H228ZM234 232V231H233ZM8 233V232H7ZM11 233V232H10ZM221 233V234H220ZM13 234V233H12ZM164 234V235H163ZM177 234H180V235H177ZM213 234V235H212ZM226 234V233H225ZM230 234V233H229ZM226 235V237L225 238H227V236H230V235ZM232 234V233H231ZM235 234V233H234ZM2 235V234H1ZM14 235H16V234H14ZM164 236V237H161V236ZM4 236V235H3ZM110 237V239L112 240V241H110V240H108V239H106L107 237ZM218 236H216V238L218 237ZM225 236V235H224ZM6 237V236H5ZM172 237H170V238H172ZM3 238V237H2ZM13 237H11V239H12ZM106 240H105V239ZM221 238H222V236H221ZM224 238V237H223ZM175 239V240H176ZM218 239H220V238H218ZM233 239V238H232ZM9 240V239H8ZM13 240H15V239H13ZM171 241L172 240H174V238L173 239H170ZM174 240V241H175ZM181 240H183L182 242H181ZM212 240V241H211ZM165 241V242H164ZM171 241H170V243H171ZM2 242V241H1ZM175 242V243H176ZM6 243V242H5ZM9 243V242H8ZM15 243V244H16ZM166 245H165V244ZM178 243V244H179ZM185 243H183V245L185 244ZM2 244V243H1ZM10 244V243H9ZM7 245V244H6ZM12 245V244H11ZM173 246V245H172ZM175 246H176V248H175ZM9 247V246H8ZM17 247V246H16ZM178 248V249H179ZM203 248V249H202ZM16 249V248H15ZM96 249V250H95ZM100 249H99V251H100ZM14 250V251H13ZM2 251H4V250H2ZM1 251V252H2ZM5 251H6V249H5ZM7 251L9 252V253H11V250L9 251L8 249H7ZM94 251H96L95 252V255L96 256H94ZM106 251V252H105ZM109 251V252H110ZM163 253V251L165 252L163 255H161V257H160V253L161 252ZM113 252V253H114ZM160 252V253H159ZM207 252V253H206ZM9 253H8V255H9ZM161 253V254H162ZM177 253V254H176ZM7 254V253H6ZM5 254V255H6ZM11 254V255H12ZM1 255V254H0ZM94 257H93V256ZM103 255V254H102ZM170 255H171V253H170ZM2 256H3V254H2ZM99 256V255H98ZM164 256V258L162 259V257ZM12 257V256H11ZM110 257V256H109ZM158 257V259H156ZM169 257V258H168ZM88 258V259H87ZM95 258V259H94ZM101 258V257H100ZM112 258V257H111ZM161 258V259H160ZM7 259V258H6ZM94 262H93V261ZM11 261V260H10ZM14 261V260H13ZM1 263V262H0ZM14 263V262H13ZM100 263V264H101ZM9 264V263H8Z\"/></svg>",
	"mask_w": 264,
	"mask_h": 264
}]
</instances>
